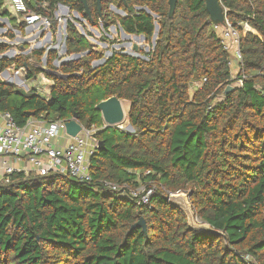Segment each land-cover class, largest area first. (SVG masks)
Instances as JSON below:
<instances>
[{"label":"trees","instance_id":"obj_1","mask_svg":"<svg viewBox=\"0 0 264 264\" xmlns=\"http://www.w3.org/2000/svg\"><path fill=\"white\" fill-rule=\"evenodd\" d=\"M87 1L90 16L81 0L27 4L52 21L65 4L92 26L118 23L148 41L158 22L156 42L142 51L147 58L115 50L95 66L104 53L67 20L65 55L76 59L57 66L56 49L0 56V112L20 127L33 117L50 122L77 114L86 128L102 127L94 138L104 141L91 157V181L17 172L0 184V264H264V0H221L223 24L239 34L236 77L205 0H178L172 14L169 0H101V11L97 0ZM3 3L0 15L8 17ZM18 22L20 30L27 26ZM7 44L0 43V55ZM12 68L52 80L49 97L4 80ZM111 96L129 103L133 133L104 128L96 105ZM105 181H155L153 208ZM169 192L189 193L197 217L218 232L192 228L169 204ZM141 217L147 232L132 228Z\"/></svg>","mask_w":264,"mask_h":264},{"label":"built area","instance_id":"obj_2","mask_svg":"<svg viewBox=\"0 0 264 264\" xmlns=\"http://www.w3.org/2000/svg\"><path fill=\"white\" fill-rule=\"evenodd\" d=\"M10 4L14 15L19 20L25 21L27 26L41 23L47 28L54 23L50 18L29 7L27 0H10ZM58 11H55L57 18H59ZM245 26L246 29H251L248 24ZM216 27L222 29L225 48L231 52L230 48L236 47L233 53L236 63L242 61L239 34L232 23L226 20V25L217 23ZM23 70L25 69L14 71V76H18ZM42 120L33 117L25 126L20 127L9 113L0 112V184L10 182L11 176L17 172L26 175L33 172L40 175L65 173L83 181H91V157L99 146L94 134L100 128L94 125L86 128L81 124L82 130L72 137L67 133L68 120L57 119L50 122ZM64 136L69 137L68 143L64 147L56 146L55 141H59ZM149 173L150 171H147L146 175ZM104 184L132 199H137V202L147 209L153 208L152 199L158 188L155 181H151L149 185L140 183L139 186L112 181H105Z\"/></svg>","mask_w":264,"mask_h":264},{"label":"rangeland","instance_id":"obj_3","mask_svg":"<svg viewBox=\"0 0 264 264\" xmlns=\"http://www.w3.org/2000/svg\"><path fill=\"white\" fill-rule=\"evenodd\" d=\"M140 7V6H137ZM59 8L57 7L58 11ZM114 13L120 14L121 16L127 15V13H121L116 10H113ZM82 16V15H81ZM57 18L55 15V22H56V28H53V25L51 27H47L44 29V31L39 32L38 36L32 37V38H27L24 40L23 38H14L10 39L6 35L7 33L13 32V26L10 24H7V21L4 20L5 18L0 15V43H8L7 45L10 46V48L6 51H12L14 50L13 57L17 54L22 53V55H26L27 53H30L31 50L33 49H45L46 51L49 49H58V52L61 55L59 63L56 65L59 66L61 61H68L72 59H76L78 54H70V55H65L66 53V37H67V32H65V21L71 20V22L75 25V27L78 29V31L83 34L89 41L92 42L94 47L99 49V51L103 52L104 57L96 60L93 62V64L99 65L104 62V60L112 54L113 51H128L130 54L135 55V56H142L143 58H147V56L142 52V51H150L152 49V44H153V37L151 41L142 39V38H137L136 35H130V37H125L121 30V26L118 25V23L112 24L108 29L104 28V24L100 23L97 26H92L89 21L82 16V18H78L76 16L75 11L71 10L70 12L66 14V12H59ZM9 23V22H8ZM62 24V27L59 28V26ZM67 28V27H66ZM246 28V26H245ZM250 30V29H249ZM156 31V30H155ZM48 32L50 33L48 35ZM219 34H221L222 29H219ZM155 33V32H154ZM18 37H23L26 36V29L24 28L21 30V33H17ZM16 35V36H17ZM12 41V42H11ZM23 45H27L28 48L21 50L20 47ZM137 47V48H135ZM235 46H232L230 48L231 50V59H232V71H233V77H236V73L238 72V65L236 63V58L234 57V51H235ZM5 52V53H6ZM45 62H41L39 64L44 66ZM12 70V71H11ZM9 75L5 77L3 73L1 74V77L6 80L10 81L11 83H16V85L24 90L27 91L30 88H38L36 89L40 95L43 97H49L50 95V81L47 79V77L44 74H41L37 79H25L27 74L26 71H22V75H20V78L23 80V83H19L18 81H15L14 76V71L16 69L12 68L9 69ZM47 79V80H46ZM238 84V83H236ZM240 84V83H239ZM233 86V85H232ZM234 87V86H233ZM127 118L122 124V130L128 131L133 133L134 130H130L127 126L129 124L128 122V111H129V103L126 101H123ZM102 128V127H101ZM100 128V129H101ZM98 132V130H97ZM96 132V133H97ZM95 133V134H96ZM95 137V136H94ZM99 142V141H97ZM90 158V157H89ZM89 160V159H88ZM30 174H36V172L30 173ZM29 174V175H30ZM168 197V196H167ZM196 221L198 223H202V221L197 217Z\"/></svg>","mask_w":264,"mask_h":264},{"label":"water","instance_id":"obj_4","mask_svg":"<svg viewBox=\"0 0 264 264\" xmlns=\"http://www.w3.org/2000/svg\"><path fill=\"white\" fill-rule=\"evenodd\" d=\"M86 8V11L88 13V15H91L90 9H89V5L87 0H81ZM125 4H127L126 0H122ZM178 0H169V4H170V13L172 14L174 12L176 3ZM206 2V7L207 10L209 11L210 15H211V19L213 20V22L215 23H223L225 20V12H224V8L223 5L221 4V0H205ZM100 9H101V0H98ZM60 7H63L66 9V11L69 10V6L65 5V4H60ZM137 9H145L146 11L150 12V9L147 7H137ZM117 11L121 12V13H126L123 10L117 9ZM76 16H78V18H82V16L79 14L78 11H75ZM156 16V14H154ZM67 22V21H66ZM121 30L123 31L125 37H130V34H127L123 28H121ZM155 33L153 35V44L155 45L156 42V38H157V34H158V30H159V24L158 22L155 23ZM136 37L145 39V36L142 35H136ZM137 48V47H135ZM127 54H130V52L128 51H124ZM14 54V50L6 52L0 56H7V57H13ZM80 55H77L76 57H79ZM46 58V57H45ZM44 58V59H45ZM56 63H59L58 60H56ZM3 73L8 74V70H5ZM10 82V81H8ZM11 83V82H10ZM233 86H228L227 90L233 89ZM96 108L101 112L103 120L105 122V127H118V128H122V124L124 123V121L127 118V114H126V110H125V106L123 103V100L118 98L117 96H111L107 99L101 100L97 105ZM31 114V113H30ZM67 126V133L74 137L76 136L81 130H82V125L78 120L77 114L74 115V117L70 120L67 121L66 123ZM130 130H134L133 126L131 124H128L127 126ZM103 128V129H104ZM99 144V148H102L104 141L99 140L98 142ZM168 202L170 205L178 208L179 210H181L182 212H184L188 218V222L189 225L198 230V231H202V232H218L215 229H213L210 225H208L207 223H198L196 221L197 215L193 209L192 203L190 201V194L187 192H176V193H170L167 197ZM135 227H142L143 230L145 232H147V223L145 221L144 217H141L136 223H134L132 225V228ZM221 233V232H220Z\"/></svg>","mask_w":264,"mask_h":264},{"label":"crops","instance_id":"obj_5","mask_svg":"<svg viewBox=\"0 0 264 264\" xmlns=\"http://www.w3.org/2000/svg\"><path fill=\"white\" fill-rule=\"evenodd\" d=\"M3 8H6L7 9V11L9 12V14H10V16H8V17H4L5 19L4 20H6L7 21V24L9 25H11V26H13V32L17 35V33H21V30L19 29V22L18 21H20L15 15H14V13H13V11H12V7H11V4H10V0H4V3H3ZM58 8H59V11L58 12H66V14L68 13L67 11H66V9L65 8H63V7H60L59 5H58ZM69 12L71 11V8H69V10H68ZM55 15H56V12H55ZM10 17H15L16 19L15 20H10ZM9 22V23H8ZM65 32H66V27H67V22L65 21ZM56 28V22L54 21V23H53V28ZM62 27V24L59 26V28H61ZM25 29H26V36H23V37H18V35L15 37V38H23L24 40H26L27 38H32V37H35V36H38V34H39V32H42V31H44V26L41 24V23H38V24H36L35 26H26L25 27ZM123 32V31H122ZM50 33L48 32V35H49ZM124 34V33H123ZM12 42V41H11ZM65 44V43H64ZM58 50V49H57ZM59 53V52H58ZM60 54V53H59ZM45 56L43 57V59L42 60H44V62H45ZM55 63H56V61H55ZM58 64V63H57ZM12 71V70H11ZM3 75H5V77H7L8 75H9V71H8V74H6V73H3ZM22 75V74H21ZM41 74H39L37 77H35V79H37L39 76H40ZM25 79H33V78H29L28 76H26V78ZM49 81H50V87H51V85L53 84V81L52 80H50L49 78H47ZM46 79V80H47ZM15 81H18L19 83H23V80L20 78V75H18V76H16L15 77ZM15 83V82H14ZM16 84V83H15ZM33 89H38V88H33ZM43 122H45L44 120H42ZM70 139H69V137L68 136H64V137H61L60 139H59V141H55V145L56 146H60V147H64L67 143H68V141H69Z\"/></svg>","mask_w":264,"mask_h":264},{"label":"flooded vegetation","instance_id":"obj_6","mask_svg":"<svg viewBox=\"0 0 264 264\" xmlns=\"http://www.w3.org/2000/svg\"><path fill=\"white\" fill-rule=\"evenodd\" d=\"M122 1V0H121ZM88 2V1H87ZM97 2H98V0H97ZM126 2H127V0H126ZM83 3V2H82ZM99 4V3H98ZM125 4V3H124ZM101 5V4H100ZM100 7V6H99ZM101 9H102V6H101ZM101 9H100V11H101ZM110 9H111V11H113V10H116L117 11V9H120V10H123V11H125L123 8H120V7H118V6H116V5H114V4H111L110 5ZM119 12V11H118ZM126 12V11H125Z\"/></svg>","mask_w":264,"mask_h":264}]
</instances>
